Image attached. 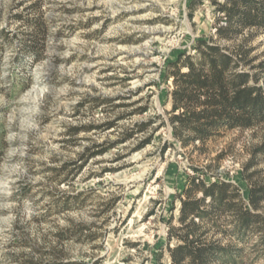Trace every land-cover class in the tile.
<instances>
[{
	"label": "rangeland",
	"instance_id": "374dc122",
	"mask_svg": "<svg viewBox=\"0 0 264 264\" xmlns=\"http://www.w3.org/2000/svg\"><path fill=\"white\" fill-rule=\"evenodd\" d=\"M190 2L0 0V264H170L187 179L264 185V130L186 148L172 136L165 66L215 37L218 16ZM35 19L46 29L38 61L19 51ZM250 37L233 44L256 65L264 35ZM90 125L101 127L70 134ZM259 238L238 244L246 264H264Z\"/></svg>",
	"mask_w": 264,
	"mask_h": 264
},
{
	"label": "trees",
	"instance_id": "16d2710c",
	"mask_svg": "<svg viewBox=\"0 0 264 264\" xmlns=\"http://www.w3.org/2000/svg\"><path fill=\"white\" fill-rule=\"evenodd\" d=\"M208 1L218 15L215 37L196 40L194 53L178 54L164 70L165 79L171 81L169 123L172 136L182 148L194 143L204 146L234 129L264 130V87L260 85L264 60L253 65L256 58L250 57L251 49H246L243 42L233 44L247 32L251 33L250 39L258 33L264 35V0ZM195 4L197 0H191L189 6ZM26 22L33 31L25 33L19 51L38 61L44 50V22ZM143 112L145 109L138 111ZM100 127L74 128L70 134ZM103 127L111 129L113 123ZM262 137L255 154L264 159V133ZM105 151L87 150L84 161ZM177 198V225L168 226L165 239L170 264H246L244 248L238 244L246 243L254 234L260 237L256 247L264 249L263 184H249L242 193L228 181L206 182L190 177ZM173 241L175 244L170 246ZM47 264L80 263L58 260Z\"/></svg>",
	"mask_w": 264,
	"mask_h": 264
}]
</instances>
